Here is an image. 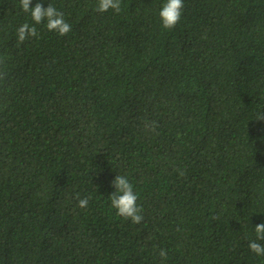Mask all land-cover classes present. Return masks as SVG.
I'll use <instances>...</instances> for the list:
<instances>
[{
  "label": "trees",
  "instance_id": "trees-1",
  "mask_svg": "<svg viewBox=\"0 0 264 264\" xmlns=\"http://www.w3.org/2000/svg\"><path fill=\"white\" fill-rule=\"evenodd\" d=\"M37 2L71 31L17 46L33 22L0 0V264H264V0H184L171 30L165 0Z\"/></svg>",
  "mask_w": 264,
  "mask_h": 264
},
{
  "label": "clouds",
  "instance_id": "clouds-1",
  "mask_svg": "<svg viewBox=\"0 0 264 264\" xmlns=\"http://www.w3.org/2000/svg\"><path fill=\"white\" fill-rule=\"evenodd\" d=\"M122 0H97L95 11L103 13L110 9L119 13ZM32 0H19L20 9L28 13L32 24L25 22L16 29L17 46L22 45L26 40L34 39L39 36L36 25L45 24L49 32H56L59 36H66L71 31V25L66 21L65 15L51 3L44 6L37 2L34 7H30ZM184 0H165L159 11V17L164 29H173L180 21ZM7 57L0 55V68L6 63ZM6 72L0 70V80H3ZM257 119H264V114H260ZM115 191L108 197L111 207L116 210V214L125 220L139 224L143 220L142 208L137 205L138 194L134 191L132 183L126 176L117 175L112 182ZM78 207L87 208L90 197L79 198ZM255 239L251 240L248 248L257 256H264V222L254 227ZM160 256L166 258V250L160 251Z\"/></svg>",
  "mask_w": 264,
  "mask_h": 264
}]
</instances>
